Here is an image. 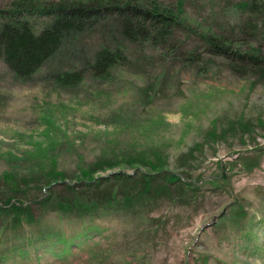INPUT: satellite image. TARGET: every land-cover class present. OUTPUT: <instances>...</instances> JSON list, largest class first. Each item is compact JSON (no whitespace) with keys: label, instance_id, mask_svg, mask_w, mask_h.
I'll return each mask as SVG.
<instances>
[{"label":"rangeland","instance_id":"1","mask_svg":"<svg viewBox=\"0 0 264 264\" xmlns=\"http://www.w3.org/2000/svg\"><path fill=\"white\" fill-rule=\"evenodd\" d=\"M132 3L157 4L178 22L163 31L143 22L147 37L128 36L123 14L107 12L29 79L0 55V204L11 197L33 215L0 213V264H264V75L239 57L264 58V0ZM46 19L29 13L35 31ZM205 36L223 43L222 54ZM101 46L126 56L106 78L91 68ZM72 71L79 82L56 81ZM140 152L166 160L180 180L141 184L151 170L133 160ZM52 167L63 173L53 186L74 183L82 168L131 174L135 196L126 203L111 177L95 195L116 190L115 207L85 218L59 213L37 203L50 192Z\"/></svg>","mask_w":264,"mask_h":264},{"label":"trees","instance_id":"2","mask_svg":"<svg viewBox=\"0 0 264 264\" xmlns=\"http://www.w3.org/2000/svg\"><path fill=\"white\" fill-rule=\"evenodd\" d=\"M247 4L246 1L241 2L239 7L244 8ZM33 9L47 17L43 26L36 31L29 20V13ZM116 11L123 14L118 21L121 22L122 32L128 36L135 35L137 31L144 36L147 35V25L142 24L143 22H160L162 31L169 27L173 28L178 22L177 15L169 9H160L157 4L151 8L137 6L132 0H58L51 4L40 5H36L34 0H16L11 8H0V55L18 77L29 79L62 44L79 39L82 32L94 27L101 16ZM204 38L211 48V53H220L225 49L223 43H220L215 36ZM124 52L119 47L112 49L109 46H101L92 59L93 72L102 78L109 77L112 67L126 60ZM239 57L250 61L253 67L264 75V58L250 53L240 54ZM81 77V71L63 72L56 75V81L62 85L75 84L81 80ZM133 160L138 164L147 165L151 170L142 173L139 177L140 183L144 186L150 187L154 180H162L166 186L180 180L178 174L163 167V162H167L166 160L158 158L152 161L143 152L136 153ZM94 169L95 167L82 168L74 183L59 182L53 186L51 182L61 179L63 173L55 167L50 168L46 172L50 179L48 181V185H51L50 192L37 203L62 214L85 218L98 210H107L116 206L113 203L116 200V190L104 188L107 197L95 195V192L99 191L111 177L125 186L126 203L135 196L132 186L137 185L138 181L131 174L115 172L110 177L95 176ZM161 173L162 177L155 178ZM221 176L224 175L221 173ZM2 178L5 181L13 180L10 173H3ZM11 200L10 197L0 204V213L7 211L6 208L9 207L18 220H30V216L33 219L28 204L24 205L17 200L11 203Z\"/></svg>","mask_w":264,"mask_h":264},{"label":"water","instance_id":"3","mask_svg":"<svg viewBox=\"0 0 264 264\" xmlns=\"http://www.w3.org/2000/svg\"><path fill=\"white\" fill-rule=\"evenodd\" d=\"M259 150H261V149H259ZM238 156H239V154L236 157H238Z\"/></svg>","mask_w":264,"mask_h":264}]
</instances>
